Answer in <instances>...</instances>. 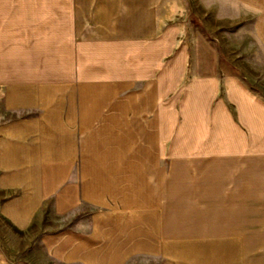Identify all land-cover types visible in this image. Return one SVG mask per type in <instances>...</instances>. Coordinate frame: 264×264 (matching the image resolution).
<instances>
[{"label":"crops","instance_id":"1","mask_svg":"<svg viewBox=\"0 0 264 264\" xmlns=\"http://www.w3.org/2000/svg\"><path fill=\"white\" fill-rule=\"evenodd\" d=\"M166 4L0 0L15 13L0 225L40 237L47 264H246L247 236L264 235V99L237 77L195 74L184 91L191 62L161 22ZM184 123L189 151L171 154L190 156L189 197L143 175L166 171L168 131L178 141Z\"/></svg>","mask_w":264,"mask_h":264},{"label":"rangeland","instance_id":"2","mask_svg":"<svg viewBox=\"0 0 264 264\" xmlns=\"http://www.w3.org/2000/svg\"><path fill=\"white\" fill-rule=\"evenodd\" d=\"M162 21L167 31L177 39V51L188 53L190 67L183 90L189 80L199 75L237 77L248 91L264 99V0H167ZM13 12H0V64L15 42ZM0 78V119L3 117ZM185 91V90H184ZM183 97V105L187 103ZM171 128V125L169 126ZM180 140L173 139L168 131V155L165 172L136 173V179H165L169 190L181 189L183 196L191 195L190 156L174 155L175 143L184 152L189 151V124L179 125ZM137 174L140 177H137ZM164 176V177H163ZM189 208V204L183 205ZM184 223L190 222L189 210L183 212ZM189 229H184V232ZM0 264H47L45 244L40 237L14 236L8 227L0 225ZM169 239V237H167ZM174 236L171 240L174 241ZM183 263H190L192 255L191 236L182 237ZM138 263L158 264L161 257L141 258ZM264 264V235L247 236V263Z\"/></svg>","mask_w":264,"mask_h":264}]
</instances>
